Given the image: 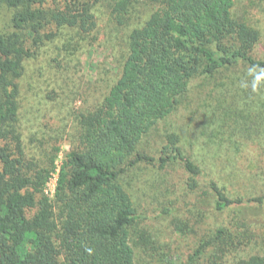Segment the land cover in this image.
<instances>
[{"label":"trees","instance_id":"1","mask_svg":"<svg viewBox=\"0 0 264 264\" xmlns=\"http://www.w3.org/2000/svg\"><path fill=\"white\" fill-rule=\"evenodd\" d=\"M134 1L0 0L16 11L17 31L0 35V264H136L132 236L139 216L121 178L142 163L160 169L181 164L192 189L207 178L210 201L201 205L211 208L217 224L193 230L196 247L188 261L169 264H264L262 256L242 255L254 240L241 217L242 201L229 198L206 175L178 135H167L158 157L138 150L196 78L213 79L239 64L264 67V60L252 56L259 33L233 16L236 0H150L156 10L130 33L120 78L107 95L90 100V110L79 118V145L59 169L55 201L45 193L55 159L42 165L27 157L17 129V80L32 46L52 40L63 27L92 33L98 5L108 4L121 23ZM46 28L51 30L44 33ZM254 202L262 205L264 197ZM177 230L189 232L185 225ZM142 233L141 244L149 238ZM153 243L158 246V238Z\"/></svg>","mask_w":264,"mask_h":264},{"label":"rangeland","instance_id":"2","mask_svg":"<svg viewBox=\"0 0 264 264\" xmlns=\"http://www.w3.org/2000/svg\"><path fill=\"white\" fill-rule=\"evenodd\" d=\"M155 10L150 0H135L120 23L108 4L98 5L94 9L97 27L92 33L63 27L54 29L52 40L32 46L33 54L25 60L24 74L17 80V129L28 158L42 165L55 159L57 170L45 190L51 200L56 198L58 173L66 154L79 145L81 114L90 110V100L107 95L120 78L130 33L143 26ZM15 13L0 2V35L17 32ZM233 16L259 33L252 56L264 60V0H236ZM50 30L46 28L44 33ZM248 68L239 64L213 79L193 80L177 109L138 147L158 157L167 135H178L181 148L206 175L229 198L242 201L241 217L249 235L254 236L244 258L264 257V203L254 202L264 197V88L251 89ZM242 82L249 87H242ZM190 177L179 163L166 169L142 163L121 178L139 216L131 235L136 264L186 263L196 247L193 230L209 231L215 225L216 214L201 205L202 199L209 200L207 178H199V188L192 189ZM191 209L195 215L188 212ZM179 225L188 226L189 232L178 231ZM143 231L149 238L141 244ZM153 237L158 238V246Z\"/></svg>","mask_w":264,"mask_h":264},{"label":"clouds","instance_id":"3","mask_svg":"<svg viewBox=\"0 0 264 264\" xmlns=\"http://www.w3.org/2000/svg\"><path fill=\"white\" fill-rule=\"evenodd\" d=\"M247 76L250 77V87L253 91L264 88V67L251 65L247 70ZM242 87H249V83L242 82Z\"/></svg>","mask_w":264,"mask_h":264}]
</instances>
